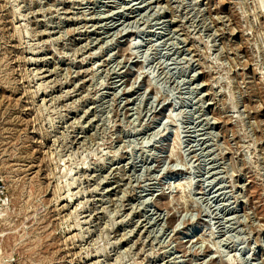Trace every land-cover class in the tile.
I'll list each match as a JSON object with an SVG mask.
<instances>
[{
  "label": "rangeland",
  "instance_id": "obj_1",
  "mask_svg": "<svg viewBox=\"0 0 264 264\" xmlns=\"http://www.w3.org/2000/svg\"><path fill=\"white\" fill-rule=\"evenodd\" d=\"M0 264H264V0H0Z\"/></svg>",
  "mask_w": 264,
  "mask_h": 264
},
{
  "label": "built area",
  "instance_id": "obj_2",
  "mask_svg": "<svg viewBox=\"0 0 264 264\" xmlns=\"http://www.w3.org/2000/svg\"><path fill=\"white\" fill-rule=\"evenodd\" d=\"M3 200H5V195L2 188V181L0 180V206L3 204Z\"/></svg>",
  "mask_w": 264,
  "mask_h": 264
}]
</instances>
